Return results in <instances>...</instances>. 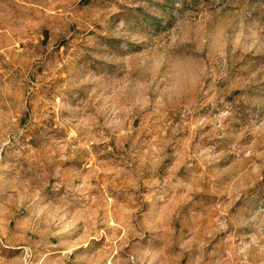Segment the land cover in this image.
Returning a JSON list of instances; mask_svg holds the SVG:
<instances>
[{
  "label": "rangeland",
  "instance_id": "rangeland-1",
  "mask_svg": "<svg viewBox=\"0 0 264 264\" xmlns=\"http://www.w3.org/2000/svg\"><path fill=\"white\" fill-rule=\"evenodd\" d=\"M0 264H264V0H0Z\"/></svg>",
  "mask_w": 264,
  "mask_h": 264
}]
</instances>
